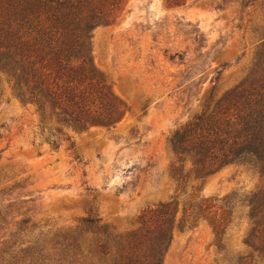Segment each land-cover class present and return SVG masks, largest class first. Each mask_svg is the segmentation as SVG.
Segmentation results:
<instances>
[{"label": "rangeland", "instance_id": "374dc122", "mask_svg": "<svg viewBox=\"0 0 264 264\" xmlns=\"http://www.w3.org/2000/svg\"><path fill=\"white\" fill-rule=\"evenodd\" d=\"M91 60L123 115L109 129L64 131L70 140L58 149L47 143L50 125L0 78V202L13 213L0 227L28 218L37 228L11 238L18 248L5 264H69L46 232L89 218L127 234L160 204L174 214L162 264H240L248 254L264 264L243 243L251 228L241 204L258 176L226 166L195 179L174 141L225 93L264 85V0H123L93 30ZM209 199L227 206L216 230ZM161 235L147 234L146 257Z\"/></svg>", "mask_w": 264, "mask_h": 264}, {"label": "trees", "instance_id": "16d2710c", "mask_svg": "<svg viewBox=\"0 0 264 264\" xmlns=\"http://www.w3.org/2000/svg\"><path fill=\"white\" fill-rule=\"evenodd\" d=\"M122 1L0 0V78H5L21 103L32 105L41 121L50 125L47 143L52 149L69 142L64 131L109 129L123 115L122 103L91 60L93 30L109 24ZM256 83H250L252 92L239 86L225 93L210 110L178 131L174 141L179 150L185 148L176 154L191 158L195 179L201 177L199 173L211 174L226 166L245 167L258 176L259 188L241 204L251 228L243 243L264 257V85ZM212 201L204 202H210L207 209L218 216L213 215L216 230L224 221L226 205L221 201L217 207ZM10 206L2 207L0 202V226L13 217ZM170 206L160 204L145 210L138 218V228L127 234L100 224V219L86 218L75 228L51 229L46 235L50 244L54 242L51 249L64 254V262L69 264H162L174 220ZM19 224L24 228L15 229ZM36 229L28 218L12 219L7 227H0V264L14 259L11 254L18 245L15 241L9 246L11 238ZM158 233L163 240L157 246L152 242L146 257V236ZM240 260V264L254 262L251 254Z\"/></svg>", "mask_w": 264, "mask_h": 264}]
</instances>
